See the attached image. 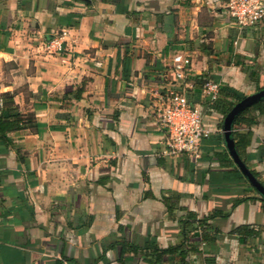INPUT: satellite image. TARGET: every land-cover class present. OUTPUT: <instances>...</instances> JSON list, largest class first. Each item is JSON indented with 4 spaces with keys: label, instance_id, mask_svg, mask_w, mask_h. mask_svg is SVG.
Returning a JSON list of instances; mask_svg holds the SVG:
<instances>
[{
    "label": "crops",
    "instance_id": "0c3cea01",
    "mask_svg": "<svg viewBox=\"0 0 264 264\" xmlns=\"http://www.w3.org/2000/svg\"><path fill=\"white\" fill-rule=\"evenodd\" d=\"M263 88L264 20L237 27L227 0H0V109L38 124L0 142V264H264V198L222 130ZM183 89L211 130L198 158L161 121ZM231 138L264 186V104Z\"/></svg>",
    "mask_w": 264,
    "mask_h": 264
},
{
    "label": "built area",
    "instance_id": "2783aa9c",
    "mask_svg": "<svg viewBox=\"0 0 264 264\" xmlns=\"http://www.w3.org/2000/svg\"><path fill=\"white\" fill-rule=\"evenodd\" d=\"M227 11L239 28L254 25L264 20V0H227ZM175 78L184 81L190 74L191 59L177 53L172 59ZM220 84L205 81L201 86V95L208 103L217 99ZM161 121L169 134V154L187 153L193 158L199 157V145L211 130L203 123L198 107L192 104L190 94L184 89L171 91L162 110Z\"/></svg>",
    "mask_w": 264,
    "mask_h": 264
},
{
    "label": "trees",
    "instance_id": "16d2710c",
    "mask_svg": "<svg viewBox=\"0 0 264 264\" xmlns=\"http://www.w3.org/2000/svg\"><path fill=\"white\" fill-rule=\"evenodd\" d=\"M0 96L7 97V96H13V94L11 92H5V93L1 94ZM241 99L242 98L239 97V98H237V101H239ZM261 104H264V99H261L260 101L256 102L255 104H253L249 108H260L261 109ZM232 106H233V103L231 102L230 105L225 110V112H227V110L229 111V109ZM245 111H243V112H245ZM243 112L240 113L236 117L235 121L240 119ZM36 126H38V124L35 122L32 115L20 114L11 98H10L9 103H3L2 108L0 109V142L1 143H4L6 145L10 142V138L7 136V133H9L11 131L24 132V131L31 129V128H34ZM234 137H235V134L232 132V138H234ZM208 220H209V218L201 220V221H199V223H202V227L206 228ZM177 248L178 247H172V248H168V249L163 250V251L164 252H172V251L176 250Z\"/></svg>",
    "mask_w": 264,
    "mask_h": 264
},
{
    "label": "water",
    "instance_id": "95a60500",
    "mask_svg": "<svg viewBox=\"0 0 264 264\" xmlns=\"http://www.w3.org/2000/svg\"><path fill=\"white\" fill-rule=\"evenodd\" d=\"M261 99H264V88L238 101L225 115L223 119L222 130L226 148L233 162L249 182V184L264 198V186L256 179L254 174L241 160L234 148V142L231 138L232 125L236 117Z\"/></svg>",
    "mask_w": 264,
    "mask_h": 264
}]
</instances>
